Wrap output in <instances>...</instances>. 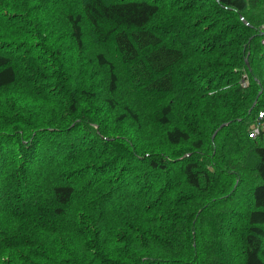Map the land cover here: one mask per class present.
Returning a JSON list of instances; mask_svg holds the SVG:
<instances>
[{"label":"trees","instance_id":"1","mask_svg":"<svg viewBox=\"0 0 264 264\" xmlns=\"http://www.w3.org/2000/svg\"><path fill=\"white\" fill-rule=\"evenodd\" d=\"M263 26L264 0H0V264H264Z\"/></svg>","mask_w":264,"mask_h":264},{"label":"built area","instance_id":"2","mask_svg":"<svg viewBox=\"0 0 264 264\" xmlns=\"http://www.w3.org/2000/svg\"><path fill=\"white\" fill-rule=\"evenodd\" d=\"M256 133H257V130L254 129L253 132H252V135H255Z\"/></svg>","mask_w":264,"mask_h":264},{"label":"rangeland","instance_id":"3","mask_svg":"<svg viewBox=\"0 0 264 264\" xmlns=\"http://www.w3.org/2000/svg\"><path fill=\"white\" fill-rule=\"evenodd\" d=\"M263 27H264V26H263ZM263 27H262V28H263ZM262 42H264V39H263V41H262ZM259 117H260V116H259ZM255 130H257V129H255Z\"/></svg>","mask_w":264,"mask_h":264}]
</instances>
